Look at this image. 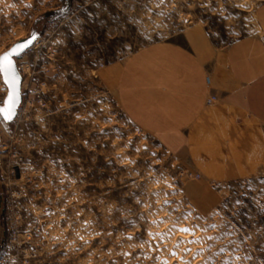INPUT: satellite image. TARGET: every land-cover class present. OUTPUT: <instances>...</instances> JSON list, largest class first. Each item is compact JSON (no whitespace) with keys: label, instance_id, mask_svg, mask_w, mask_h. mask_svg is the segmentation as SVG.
Instances as JSON below:
<instances>
[{"label":"rangeland","instance_id":"obj_1","mask_svg":"<svg viewBox=\"0 0 264 264\" xmlns=\"http://www.w3.org/2000/svg\"><path fill=\"white\" fill-rule=\"evenodd\" d=\"M196 28L264 47V0H0V56L28 41L0 116V264H264L262 137L179 144L125 100Z\"/></svg>","mask_w":264,"mask_h":264},{"label":"crops","instance_id":"obj_2","mask_svg":"<svg viewBox=\"0 0 264 264\" xmlns=\"http://www.w3.org/2000/svg\"><path fill=\"white\" fill-rule=\"evenodd\" d=\"M184 43L186 48L180 43L169 47L176 57L170 61L172 66L153 69V90L139 88L136 98H125L129 105L137 104L139 121L170 132L169 137L179 144L188 140L193 145L220 132L231 140L250 143L262 137L264 141V47L244 39L221 50L198 28L184 36ZM144 57L137 53L132 60L140 63ZM127 76L124 85L130 79ZM209 95L218 98L212 107L205 105ZM214 147L209 148L216 152Z\"/></svg>","mask_w":264,"mask_h":264},{"label":"water","instance_id":"obj_3","mask_svg":"<svg viewBox=\"0 0 264 264\" xmlns=\"http://www.w3.org/2000/svg\"><path fill=\"white\" fill-rule=\"evenodd\" d=\"M27 45L28 47V41L27 40H21V41H18L17 43H15L10 49H8L7 51H5L3 54H1V56H3L4 54L6 53H12L11 55V60H12V72L9 73V74H5L3 72L2 73V76H3V79L5 80V82L7 83L8 85V93L4 99V103L3 105H1L0 107L4 106L8 100V97L10 95L13 94V91L15 93V107H14V115L12 117L11 120H13L17 114V111H18V107L19 105L21 104V101H22V94H21V88H22V76H21V73L18 69V65H17V62H16V57L19 56L21 53L24 52V50L27 48V47H24V48H21L19 51L17 52H13V49H17L18 46L20 45ZM15 77V89H13V86L11 84V80H12V77ZM11 120H6V121H11Z\"/></svg>","mask_w":264,"mask_h":264},{"label":"snow or ice","instance_id":"obj_4","mask_svg":"<svg viewBox=\"0 0 264 264\" xmlns=\"http://www.w3.org/2000/svg\"><path fill=\"white\" fill-rule=\"evenodd\" d=\"M31 43V41H29ZM27 47V45H20L17 49H13V52L19 51L21 48ZM12 53H6L3 56H0V72L5 73L6 75L12 72ZM11 84L13 89H15V77H12ZM14 107H15V93L8 97L6 104L0 107V116L5 120H11L14 115Z\"/></svg>","mask_w":264,"mask_h":264},{"label":"bare ground","instance_id":"obj_5","mask_svg":"<svg viewBox=\"0 0 264 264\" xmlns=\"http://www.w3.org/2000/svg\"><path fill=\"white\" fill-rule=\"evenodd\" d=\"M2 74V73H1ZM3 77V76H2ZM4 80V79H3ZM5 81V80H4ZM6 83V82H5ZM7 84V83H6ZM8 86V85H7ZM9 89V88H8ZM21 90H22V88H21ZM8 93V92H7ZM173 249V248H172Z\"/></svg>","mask_w":264,"mask_h":264}]
</instances>
